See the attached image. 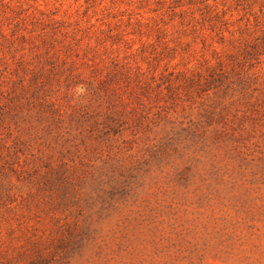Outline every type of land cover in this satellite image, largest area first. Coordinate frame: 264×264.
<instances>
[{"label":"rangeland","instance_id":"rangeland-1","mask_svg":"<svg viewBox=\"0 0 264 264\" xmlns=\"http://www.w3.org/2000/svg\"><path fill=\"white\" fill-rule=\"evenodd\" d=\"M0 264H264V0H0Z\"/></svg>","mask_w":264,"mask_h":264}]
</instances>
